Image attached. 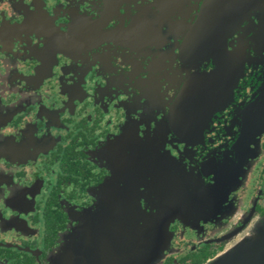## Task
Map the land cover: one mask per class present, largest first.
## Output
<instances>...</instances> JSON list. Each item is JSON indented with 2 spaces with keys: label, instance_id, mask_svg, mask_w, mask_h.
<instances>
[{
  "label": "flooded vegetation",
  "instance_id": "1",
  "mask_svg": "<svg viewBox=\"0 0 264 264\" xmlns=\"http://www.w3.org/2000/svg\"><path fill=\"white\" fill-rule=\"evenodd\" d=\"M264 230V0H0V264H210Z\"/></svg>",
  "mask_w": 264,
  "mask_h": 264
},
{
  "label": "water",
  "instance_id": "2",
  "mask_svg": "<svg viewBox=\"0 0 264 264\" xmlns=\"http://www.w3.org/2000/svg\"><path fill=\"white\" fill-rule=\"evenodd\" d=\"M240 247L242 256L237 264H264V230H260L253 237L244 238ZM161 252L153 249L151 254L153 256L147 263L153 264ZM231 256V250L226 251L211 260L210 264H225V261Z\"/></svg>",
  "mask_w": 264,
  "mask_h": 264
}]
</instances>
